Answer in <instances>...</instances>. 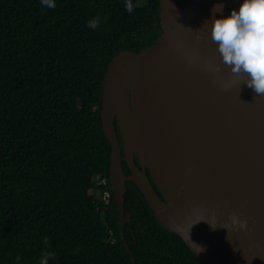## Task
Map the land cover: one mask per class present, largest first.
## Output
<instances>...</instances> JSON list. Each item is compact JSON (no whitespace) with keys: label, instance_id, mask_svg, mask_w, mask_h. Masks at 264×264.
<instances>
[{"label":"trees","instance_id":"1","mask_svg":"<svg viewBox=\"0 0 264 264\" xmlns=\"http://www.w3.org/2000/svg\"><path fill=\"white\" fill-rule=\"evenodd\" d=\"M134 4L0 0V264H39L44 249L55 252L49 264H206L131 181L125 240L135 262L120 235L103 84L118 53H139L162 33L160 0Z\"/></svg>","mask_w":264,"mask_h":264},{"label":"water","instance_id":"2","mask_svg":"<svg viewBox=\"0 0 264 264\" xmlns=\"http://www.w3.org/2000/svg\"><path fill=\"white\" fill-rule=\"evenodd\" d=\"M217 3L227 14L240 0H160L156 43L120 52L108 66L100 116L120 235L133 262L125 240L127 181L201 262L264 264V94L242 77L222 88L232 76L226 65L215 74L202 67L220 63L210 34L211 18L221 14L212 11ZM193 53L200 60H191ZM233 212L247 229L231 224Z\"/></svg>","mask_w":264,"mask_h":264},{"label":"clouds","instance_id":"3","mask_svg":"<svg viewBox=\"0 0 264 264\" xmlns=\"http://www.w3.org/2000/svg\"><path fill=\"white\" fill-rule=\"evenodd\" d=\"M40 3L48 8L56 7V0H40ZM124 6L127 11L132 12L134 0H124ZM223 7V3L214 4L213 13L221 14L213 15L210 20L211 39L217 46L220 63L207 60L202 67L215 74L221 70L222 65H226L232 76L221 82L222 88L232 87L242 77L240 80L256 94H264V0H240L239 6L233 7L227 14H223ZM99 24V17L88 21L92 28H97ZM199 29L196 32L197 39L201 38ZM190 59L197 61L200 57L193 53ZM230 220L233 226L240 229L248 227L247 220L235 212L231 213ZM210 224L213 228L216 227V223ZM44 243H48L47 236L44 237ZM54 256L55 252L44 249L39 264H49V258Z\"/></svg>","mask_w":264,"mask_h":264},{"label":"built area","instance_id":"4","mask_svg":"<svg viewBox=\"0 0 264 264\" xmlns=\"http://www.w3.org/2000/svg\"><path fill=\"white\" fill-rule=\"evenodd\" d=\"M98 184L102 185V186H107L108 185V181H107V179H101V180L98 181ZM109 197H110V193H109V191H106L104 193V199H107Z\"/></svg>","mask_w":264,"mask_h":264},{"label":"flooded vegetation","instance_id":"5","mask_svg":"<svg viewBox=\"0 0 264 264\" xmlns=\"http://www.w3.org/2000/svg\"><path fill=\"white\" fill-rule=\"evenodd\" d=\"M136 161V164L138 165V160L136 159L135 160ZM125 161H123V163H124ZM126 163V162H125ZM127 164V163H126ZM128 166V165H127ZM129 168V167H128ZM130 170V169H129ZM130 175H131V173H130ZM156 190L158 191V189L156 188ZM159 192V191H158Z\"/></svg>","mask_w":264,"mask_h":264}]
</instances>
